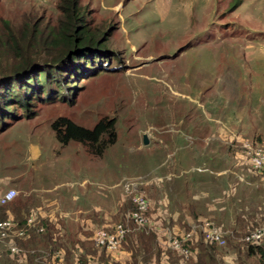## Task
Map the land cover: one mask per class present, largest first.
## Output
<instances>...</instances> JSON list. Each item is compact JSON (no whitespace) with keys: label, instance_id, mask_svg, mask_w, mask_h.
Listing matches in <instances>:
<instances>
[{"label":"rangeland","instance_id":"374dc122","mask_svg":"<svg viewBox=\"0 0 264 264\" xmlns=\"http://www.w3.org/2000/svg\"><path fill=\"white\" fill-rule=\"evenodd\" d=\"M62 2L0 0L2 36L10 28L26 33L35 21L38 30L55 27ZM78 7L93 32L115 28L106 42L111 55L103 70L78 81L74 103H37L35 117L20 111L22 119L0 133V193L17 192L0 220L14 223L19 200L55 201L65 236L87 228V217H108L110 202L115 212L140 193L151 204L148 225L127 221L132 210L112 222L157 235L165 258L149 264H169L167 252L185 264L169 247L183 233H192L194 249L199 240L211 247L217 264H252L242 237L251 229L245 224L264 225V179L241 169L221 132L253 142L264 135V0H79ZM60 116L87 129L114 119V141L101 155L76 141L62 145L51 130ZM204 221L221 229L223 246L204 242ZM8 249L3 239L0 264L17 258ZM192 253L186 264L196 262ZM39 257L45 264L48 251Z\"/></svg>","mask_w":264,"mask_h":264},{"label":"trees","instance_id":"16d2710c","mask_svg":"<svg viewBox=\"0 0 264 264\" xmlns=\"http://www.w3.org/2000/svg\"><path fill=\"white\" fill-rule=\"evenodd\" d=\"M78 5L79 0H63L59 6L61 12L55 27L45 26L38 30L35 21L28 26L29 30L22 34L9 27L10 37L7 38L2 36L3 32L0 30V133L22 119L20 111L25 119L35 117L34 109L37 103L52 105L59 101L65 102L66 99L74 103L78 94V81L106 67V59L111 55L106 42L115 28L104 29L101 33L93 32L86 24L85 16L80 13ZM5 58L10 60L6 61ZM74 84L75 87L72 86ZM114 126V119L103 118L92 129H87L65 116H60L51 123V130L60 144L67 145L76 141L91 153L101 155L114 141ZM8 205L0 207V211ZM122 207L123 213L135 209L130 200H126ZM26 220L19 219L17 225L22 227ZM120 220H123V217ZM124 221L121 223H125ZM46 223L40 225L44 226L46 231L34 233L30 242L22 244L23 248L40 247V244L45 248L51 246L53 250L58 248V242L49 234V226ZM256 226L257 224L253 227ZM157 243V235L154 232L141 230L139 233H128L122 241V248L130 253V264H149L153 258L157 261L165 258V252L161 254ZM227 244L233 245L237 253H241L239 243L228 240ZM185 245L191 250H198L196 262L190 264H217L213 249L205 246L201 240L195 244V249L191 240ZM246 247L243 253L247 260L252 264H264V246ZM80 248L81 253L75 264H89L91 256L98 253L101 262L110 260L106 252L95 248L91 241L81 242ZM167 254L170 256L169 264L178 263L173 253ZM66 257L68 264L72 263L73 254L67 253ZM175 259L177 262L173 263ZM8 263L13 264L10 261Z\"/></svg>","mask_w":264,"mask_h":264},{"label":"built area","instance_id":"2783aa9c","mask_svg":"<svg viewBox=\"0 0 264 264\" xmlns=\"http://www.w3.org/2000/svg\"><path fill=\"white\" fill-rule=\"evenodd\" d=\"M242 148L246 156L247 167L250 171L258 174L264 173V147L257 146L249 141L242 140ZM142 184V182L140 183ZM134 188L135 185H132ZM17 192L14 189H8L0 193V207L6 206L14 201ZM135 209L127 215V221L132 222L137 228H143L148 225L147 213L151 207L150 202L140 193L134 194L132 200ZM38 212H32L26 221V228H35L37 222H40ZM14 223L11 219L0 221V242L4 239L8 246V250L12 255L21 256L19 248L15 245L11 238L14 229ZM23 228L17 231V237L25 238L27 229ZM43 227H37V232H43ZM129 230L122 224L116 225L111 230L97 229L93 232L92 242L96 248H104L111 260L101 262L98 260H90L89 264H115L120 261V250L122 241L125 239ZM204 234V242L215 247H221L225 244L223 233L220 228L215 227L211 222L204 221L202 226ZM192 239V233H183L174 236L169 241V247L181 258V262L186 264L189 258L194 257L192 250L185 245L187 241ZM242 241L250 246H264V225L251 228L243 235ZM58 255L55 256V258ZM180 262V263H181ZM168 264V263H162Z\"/></svg>","mask_w":264,"mask_h":264},{"label":"crops","instance_id":"0c3cea01","mask_svg":"<svg viewBox=\"0 0 264 264\" xmlns=\"http://www.w3.org/2000/svg\"><path fill=\"white\" fill-rule=\"evenodd\" d=\"M252 129H255V127H253ZM254 133H256L257 136L264 134V133L261 134L260 132H258V130H256ZM239 134H241V133H238L235 135H227L225 133V131H223V132H221V138L222 139L226 138V140H228L230 144L232 143L233 146L236 148V152L238 153L237 158L242 162V165L240 166L241 169H243L246 174H248V171H249L250 173H254L253 175H256V176L259 175L257 178H260V181H263L264 173L258 174L256 172H252L248 169L247 163H246L245 152H244V149L242 148V140L243 141H249V142H252L253 144H255L257 146H263L264 147V135L259 136L258 138L254 137V138H256L255 142L257 140L261 139L260 141H258L259 143H255L252 141L254 139L248 137L247 134H241V135H239ZM221 173H222V171H221ZM247 176H250V174ZM259 186H260V188L263 187V185H259ZM247 188H248V184H245V186H243L241 188V190L239 189V191H237L236 194L245 192L247 190ZM19 201H20V205H22L20 208V211L14 212V213L12 212V214L9 215L11 218L14 219V224L17 226V228L14 229V231L12 232V235H13V238L15 237L14 242L21 252V256H17L16 259L12 260L13 264H42L40 261L41 257H39V256H42L47 251L49 253V257H48V259H44L45 264H68V262L66 261L67 260V257H66L67 253L73 254L72 263H70V264H73V263L75 264L76 258L81 253V248H80L81 242L82 243L85 241H87V242L91 241L92 242V235H93V232L95 230L103 229V228L109 230L113 226L116 225L115 223L112 222L113 220H117L120 216H122L123 218L125 217V214L121 211V209H122L121 207L117 206L118 207L117 211L112 212V207H111L112 202H110L109 208H110L111 213L108 215V217H106L104 219H101V218H98L95 216L87 217L85 219V221L87 222V225H88L87 228H85L84 226H75V229H71V230L75 231L74 234L73 233L72 234L67 233L64 236V233H66L67 231L62 230L63 231V233H62L61 230L59 231L57 229L59 226L63 229V226L58 221L60 219L58 218L59 215L57 214L58 209L54 205V203H56L55 201H50V200H39V201H37V200H34V201L19 200ZM125 201L126 200L120 201V206H123ZM39 207H42V210H40V212H38L40 214V216L38 217L40 222L36 223L35 228H28L27 229L26 225H25L26 223L22 227H19L17 225V222L19 219L20 220H23L24 218H25V220L28 219L29 216L31 215V213L29 214V212L32 211L33 209L39 208ZM11 215H14V216H11ZM110 217H112V219H110ZM44 221L47 222L46 224L49 226V231H50L49 234H51L53 236L54 240L56 242H58V245H59V246H57L58 248H56L55 250H53V248L51 246H49L50 248H48V247L45 248V247H43V244H40V247L37 246V247H33V248H29V247L23 248L24 246H22V244L28 243V241L32 238L33 234L37 232V227H41L40 225H41V223H45ZM244 221H246V220H244ZM249 223H251V224L247 225V226L245 224L244 230H247L248 228H253V226L257 224L256 221H252ZM53 225L55 228L54 232L51 231V229L53 230V227H52ZM23 228L27 229L26 237L25 238L17 237V231L21 230ZM76 228H77V231H76ZM145 230L148 231L149 229L147 228ZM44 231H46L45 227H44ZM44 231L41 233H44ZM172 231H174V230H172ZM237 233H239V232H237ZM51 235H49V237ZM65 237L68 241L64 240ZM70 237H73V238L70 239V241H69ZM69 242H70V245H69ZM157 242H158L157 243L158 246H162V244L159 242L158 237H157ZM19 243L22 247L19 245ZM71 245L73 246V248ZM74 247H75V250H73ZM97 249L100 250L99 248H97ZM101 249H103L107 254V251L104 248H101ZM120 252H121L120 261H118V262L115 261V264H130V253L125 251L122 247H121ZM77 253H79V254H77ZM56 255H58V256L55 258ZM91 257L92 258L90 260L101 261L99 259V253L96 256H91ZM110 260H111V257H110ZM155 260H156L155 258L152 259V261H155Z\"/></svg>","mask_w":264,"mask_h":264},{"label":"water","instance_id":"95a60500","mask_svg":"<svg viewBox=\"0 0 264 264\" xmlns=\"http://www.w3.org/2000/svg\"><path fill=\"white\" fill-rule=\"evenodd\" d=\"M148 143L146 136H143V145H146Z\"/></svg>","mask_w":264,"mask_h":264}]
</instances>
